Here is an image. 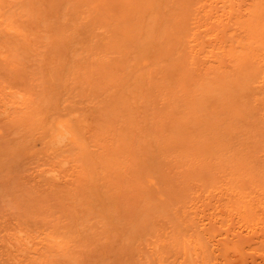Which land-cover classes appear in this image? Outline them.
<instances>
[{
  "label": "rangeland",
  "instance_id": "374dc122",
  "mask_svg": "<svg viewBox=\"0 0 264 264\" xmlns=\"http://www.w3.org/2000/svg\"><path fill=\"white\" fill-rule=\"evenodd\" d=\"M0 264H264V0H0Z\"/></svg>",
  "mask_w": 264,
  "mask_h": 264
}]
</instances>
